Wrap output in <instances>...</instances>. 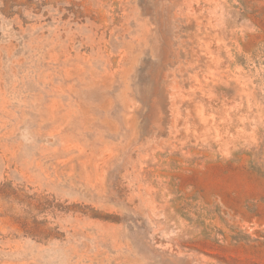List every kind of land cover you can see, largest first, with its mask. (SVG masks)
Returning a JSON list of instances; mask_svg holds the SVG:
<instances>
[{"label": "rangeland", "instance_id": "374dc122", "mask_svg": "<svg viewBox=\"0 0 264 264\" xmlns=\"http://www.w3.org/2000/svg\"><path fill=\"white\" fill-rule=\"evenodd\" d=\"M0 264H264V0H0Z\"/></svg>", "mask_w": 264, "mask_h": 264}]
</instances>
